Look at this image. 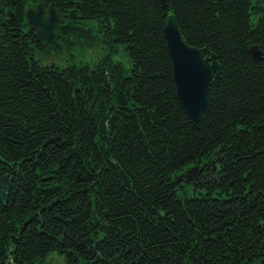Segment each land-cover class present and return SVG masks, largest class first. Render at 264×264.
Segmentation results:
<instances>
[{
	"label": "trees",
	"instance_id": "trees-1",
	"mask_svg": "<svg viewBox=\"0 0 264 264\" xmlns=\"http://www.w3.org/2000/svg\"><path fill=\"white\" fill-rule=\"evenodd\" d=\"M51 2L105 51L51 62L25 0L0 26V264H264V0ZM169 15L221 66L198 122Z\"/></svg>",
	"mask_w": 264,
	"mask_h": 264
},
{
	"label": "water",
	"instance_id": "water-1",
	"mask_svg": "<svg viewBox=\"0 0 264 264\" xmlns=\"http://www.w3.org/2000/svg\"><path fill=\"white\" fill-rule=\"evenodd\" d=\"M2 3L0 2V7ZM27 17L40 42L58 47L55 42L57 18L53 9L50 15L44 18L43 9L38 6L36 10H28ZM164 31L173 61L178 97L190 116L198 122L208 105L211 87L221 81V66L215 55L205 58L204 49L190 45L183 38L175 16L168 17ZM259 52V48L254 46V55ZM198 173V168L194 167L180 179L191 182L197 180Z\"/></svg>",
	"mask_w": 264,
	"mask_h": 264
},
{
	"label": "flooded vegetation",
	"instance_id": "flooded-vegetation-1",
	"mask_svg": "<svg viewBox=\"0 0 264 264\" xmlns=\"http://www.w3.org/2000/svg\"><path fill=\"white\" fill-rule=\"evenodd\" d=\"M43 2V1H42ZM28 3L25 0V5ZM16 4V0H6L4 5L0 9V24H4L5 21L12 16V6ZM44 16H48L47 11V0L43 2ZM30 6L27 8H32ZM70 10H64L63 14H58V25L59 28L56 30L57 37L56 41L60 44L58 49H54L51 46L45 47V49L50 52V55H53L55 58L59 59H69L71 56V48L74 43L77 42L78 38L84 35V26L85 22L82 18L73 16L71 13H68Z\"/></svg>",
	"mask_w": 264,
	"mask_h": 264
},
{
	"label": "rangeland",
	"instance_id": "rangeland-1",
	"mask_svg": "<svg viewBox=\"0 0 264 264\" xmlns=\"http://www.w3.org/2000/svg\"><path fill=\"white\" fill-rule=\"evenodd\" d=\"M88 27L89 32L92 31L94 34H99L96 32L92 24H88ZM80 40L81 41L75 43L74 52L80 53V57L82 58V60L90 61L94 58H97V56H100L103 53L104 47L102 40L99 41L98 44H96L95 42H85L87 41L85 38H81Z\"/></svg>",
	"mask_w": 264,
	"mask_h": 264
},
{
	"label": "clouds",
	"instance_id": "clouds-1",
	"mask_svg": "<svg viewBox=\"0 0 264 264\" xmlns=\"http://www.w3.org/2000/svg\"><path fill=\"white\" fill-rule=\"evenodd\" d=\"M118 62H119V60H120V57H116L115 58ZM127 64H128V62L127 61H125V66L127 67Z\"/></svg>",
	"mask_w": 264,
	"mask_h": 264
},
{
	"label": "bare ground",
	"instance_id": "bare-ground-1",
	"mask_svg": "<svg viewBox=\"0 0 264 264\" xmlns=\"http://www.w3.org/2000/svg\"><path fill=\"white\" fill-rule=\"evenodd\" d=\"M198 179V178H197ZM196 180H194V182H195ZM189 183V182H188Z\"/></svg>",
	"mask_w": 264,
	"mask_h": 264
}]
</instances>
